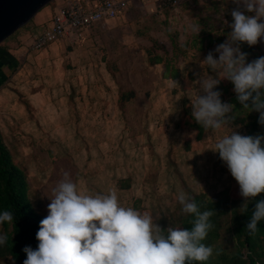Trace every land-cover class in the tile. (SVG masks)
Returning <instances> with one entry per match:
<instances>
[{
	"label": "rangeland",
	"instance_id": "374dc122",
	"mask_svg": "<svg viewBox=\"0 0 264 264\" xmlns=\"http://www.w3.org/2000/svg\"><path fill=\"white\" fill-rule=\"evenodd\" d=\"M54 2L0 44V68L8 71L7 81L0 76V132L26 171L33 197L41 192L30 208L48 215L49 197L65 172L89 194L116 188L122 205L153 214L161 227L177 224L180 190L215 196L228 189L245 198L213 150L224 131L208 129L197 140V129L184 123L183 106L194 113L192 94L206 95L201 84L208 76L228 81L203 61L209 52L219 58L215 49L229 40L234 9L254 13L234 0H183L163 9L148 0L84 30L80 42L30 50L25 37L42 27L37 17ZM194 24L201 27L198 34ZM174 44L187 47V54L174 56ZM252 46L264 54V37ZM150 49L175 57L181 77L163 78V64L149 63ZM130 92L134 96L122 100ZM229 127L246 134L240 123ZM138 180L146 188L134 195ZM223 242L229 244L230 236Z\"/></svg>",
	"mask_w": 264,
	"mask_h": 264
},
{
	"label": "clouds",
	"instance_id": "9594fccd",
	"mask_svg": "<svg viewBox=\"0 0 264 264\" xmlns=\"http://www.w3.org/2000/svg\"><path fill=\"white\" fill-rule=\"evenodd\" d=\"M234 2L254 15L234 9L229 40L215 49L219 58L209 52L203 63L234 83L244 109L258 111L264 125V56L247 62L248 53L240 47L242 42L256 45L264 37V0ZM200 30L199 24L192 25L196 34ZM219 82L211 76L203 79L206 95L192 94L193 115L205 130L224 131L213 150L238 181L246 198L243 211L247 212L249 202L264 193V135H242L229 127L235 119V105L223 102L221 92L214 90ZM176 199L183 213L191 215L190 228L170 225L164 229L153 214L122 205L116 188L106 194H89L65 172L53 188L48 215L36 234L38 246L23 249L27 254L24 264H206L216 251L205 242L214 227L211 217L215 210L202 211L196 199L183 190ZM13 221L12 211H0V227ZM261 221L264 199L252 210L246 225L249 235L260 232ZM7 242L8 235L0 232V246Z\"/></svg>",
	"mask_w": 264,
	"mask_h": 264
},
{
	"label": "trees",
	"instance_id": "16d2710c",
	"mask_svg": "<svg viewBox=\"0 0 264 264\" xmlns=\"http://www.w3.org/2000/svg\"><path fill=\"white\" fill-rule=\"evenodd\" d=\"M55 1V0H53ZM52 1V3H53ZM175 54L186 55L188 48L178 47L174 44ZM241 50L248 53L247 62L256 60L264 56L255 51L254 47L247 42L240 44ZM204 45L200 46L203 49ZM174 58L160 54L153 55L152 50H148V60L150 64H163L162 76L165 79L178 80L181 77V68L176 65ZM234 83L228 79L225 83L220 81L219 91L223 102L235 105L233 114L234 124H242L246 130L245 135H264V125L259 122L260 113L256 110H245L238 100V94L234 90ZM134 96V92L122 94V100H129ZM251 105V100L249 101ZM183 120L185 124H190L197 129V140L204 137L206 130L189 112V107L184 104ZM189 115L190 119H187ZM192 120V123H189ZM125 182L123 179L119 183ZM30 183L26 171L15 161L14 155L6 144L0 132V211L10 210L14 214V221L0 227V232L8 235V242L0 246V258L7 264H24L27 254L23 251L25 246L36 248L39 241L37 232L44 219L36 211H33L29 203L31 201ZM201 206V210L214 209L215 214L211 217L214 224L209 232L207 244L214 247L215 254L206 264H264V221L260 222V232L255 236L248 234L246 225L250 221L252 210L255 204L264 199L261 193L248 204L247 212L243 211L246 198H236L231 190H223L217 195L212 196L207 191H201L192 195ZM178 219L174 227H191L190 214L182 211V205H177ZM169 226L163 224L162 228ZM227 235L230 236L229 244L223 240ZM187 264V262H186ZM199 264V262H197Z\"/></svg>",
	"mask_w": 264,
	"mask_h": 264
},
{
	"label": "built area",
	"instance_id": "2783aa9c",
	"mask_svg": "<svg viewBox=\"0 0 264 264\" xmlns=\"http://www.w3.org/2000/svg\"><path fill=\"white\" fill-rule=\"evenodd\" d=\"M148 0H71L59 7L51 20L40 31L33 34L30 50H41L52 42L63 40L81 29L116 19L125 13L135 2L147 3ZM163 9L169 5H179L183 0H156Z\"/></svg>",
	"mask_w": 264,
	"mask_h": 264
},
{
	"label": "water",
	"instance_id": "95a60500",
	"mask_svg": "<svg viewBox=\"0 0 264 264\" xmlns=\"http://www.w3.org/2000/svg\"><path fill=\"white\" fill-rule=\"evenodd\" d=\"M53 0H0V44Z\"/></svg>",
	"mask_w": 264,
	"mask_h": 264
},
{
	"label": "crops",
	"instance_id": "0c3cea01",
	"mask_svg": "<svg viewBox=\"0 0 264 264\" xmlns=\"http://www.w3.org/2000/svg\"><path fill=\"white\" fill-rule=\"evenodd\" d=\"M69 1H71V0H55V6H54V8H52V6H50L48 9H46L41 15H38V17L37 18H39V20L40 21H43V23H42V27L41 28H38L36 31H34L33 30V32L32 33H30V35H28V36H26L25 37V39H26V43H27V47L29 48V44H30V42H31V38H32V36H33V34L34 33H36L37 31H40V30H42L46 25H47V23L51 20V18H52V16H53V14L55 13V11L59 8V7H61V6H64L65 4H67ZM139 4H144V3H142V2H135V3H133V4H131V6H139ZM130 6V7H131ZM110 20H113V19H108V20H105V21H102V22H100V23H98V24H96L95 26H93V27H90V28H84V29H81L78 33H75V34H73V35H71V36H69V37H67V38H65V39H63L64 41H68V42H70V43H76V42H80L82 39H85L86 38V36L83 34L84 32V30H88V29H93V28H98V26L99 25H101V24H105L106 22H108V21H110ZM100 27V26H99ZM59 41H62V40H59ZM57 42V41H56ZM56 42H52V43H56ZM52 43H50V44H52ZM50 44H48V45H50ZM47 45V46H48ZM46 46V47H47ZM45 48V47H44ZM8 71L6 72V70H2V68H0V76H1V80H4V81H7L6 79H7V77H8ZM2 84V83H1ZM80 132H81V130H80ZM90 132V142H91V144L93 143V142H95V137H94V133H93V130H91V131H89ZM85 138H87V140H89L88 139V137H85ZM35 173H36V175H39V173H37V171H36V169H35ZM35 173L33 174V175H35ZM45 172L43 173V178H45ZM39 179V178H38ZM143 181H144V179H143ZM144 187V189L146 188V183H142V182H140V180H138V183L137 182H135V184H134V186H133V190H134V192H133V194L134 195H136L137 193H135V191H139L138 192V195H140V192H141V190H142V188ZM157 188L156 187H154V190H156ZM39 191H40V189H39ZM43 193V192H42ZM29 195H30V199H31V202L34 204V206H35V199H40L41 198V192H40V198H34L33 197V195H32V193H31V189H30V191H29ZM48 202L50 203V197H49V200H48ZM48 203V204H49ZM0 264H6V262L5 261H3L1 258H0Z\"/></svg>",
	"mask_w": 264,
	"mask_h": 264
}]
</instances>
